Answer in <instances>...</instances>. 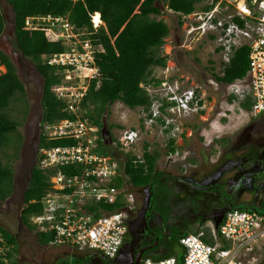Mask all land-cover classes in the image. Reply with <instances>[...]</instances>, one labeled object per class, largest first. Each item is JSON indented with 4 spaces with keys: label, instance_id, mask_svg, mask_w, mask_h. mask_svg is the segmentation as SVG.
I'll return each mask as SVG.
<instances>
[{
    "label": "built area",
    "instance_id": "obj_1",
    "mask_svg": "<svg viewBox=\"0 0 264 264\" xmlns=\"http://www.w3.org/2000/svg\"><path fill=\"white\" fill-rule=\"evenodd\" d=\"M228 8L225 0H219L208 10L195 9L182 15L183 40L186 45L203 36L214 41L223 67L235 48L248 47V69L241 78L246 83V90L239 102L247 99L249 113L255 116L264 111V0H237L233 13L228 12ZM91 22L92 31L75 27L65 15H28L24 20L28 27L46 28L50 40H59L65 46L62 52L41 55V60L54 67L66 81L54 88V95L63 101L62 110L67 116L59 121L45 122L41 132L47 138L71 141L43 150L37 166L49 172V185L40 200L41 212L30 215L28 220L50 236V246L98 252L112 259L127 239V219L134 211L135 195L123 173L125 159L119 161L106 145L108 154L102 153L104 146L99 144V139L104 144V138L96 133L88 116L90 107L84 102L89 83L98 74L94 54L101 50L97 39L91 37L103 25L98 13L91 15ZM160 84L166 82L162 80ZM157 86H145L152 97L149 109L144 110L149 121H158L166 128L169 124L173 126L167 120L171 119L170 112L174 110L184 115L201 111L198 90L181 92L173 82L165 86L160 97L149 91ZM163 106L164 111H161ZM172 129L169 134L174 137ZM137 137L136 128L121 130L117 137L113 136L110 146L124 151L134 145ZM133 155L142 161V151ZM205 228L203 237L211 242L202 239L200 234L180 236L181 264H245L244 258L248 256L247 262H250L249 258L254 259L255 250L264 242V212L230 208L224 212L217 230L212 222L199 226V230ZM13 257L19 261V253L14 252L13 244L0 232V262ZM141 264L177 263L175 256L156 260L146 256Z\"/></svg>",
    "mask_w": 264,
    "mask_h": 264
},
{
    "label": "trees",
    "instance_id": "obj_2",
    "mask_svg": "<svg viewBox=\"0 0 264 264\" xmlns=\"http://www.w3.org/2000/svg\"><path fill=\"white\" fill-rule=\"evenodd\" d=\"M10 7L12 13V37L11 42L21 58L32 64L36 74L42 78L41 82V118L39 121L38 145L36 149L35 162L30 170V177L22 193L24 207L19 213L21 223L30 231L35 232L38 243L48 246L50 236L39 231L29 223V216L40 213L42 196L49 185V172L38 168V160L43 150L50 146L70 143L65 138H47L41 128L45 122H54L64 119L67 115L62 110L63 101L54 95V88L66 83L64 78L55 72L54 67L45 64L41 55L62 52L64 44L59 40L49 39L46 28H32L25 25L24 20L28 15H65L77 28L86 27L92 29L91 15L98 13L103 25H100L92 38H96L101 50L94 54V63L98 74L92 79L84 102L90 107L88 116L96 133L100 135L104 118L108 107L116 101H120L129 109L141 107L147 111L152 102V97L145 86L152 84L157 86L161 79L155 78L152 72L155 68H164L169 59L168 54H163L162 46L169 34V26L162 18V9L166 8L176 14L177 24H181V16L187 15L195 9L208 10L219 0H4ZM224 3V1L222 2ZM7 18L3 12L0 2V35L4 32ZM218 51V48H216ZM0 65L4 71H0V154L6 155L4 145L9 142L8 134L18 127V122L11 119L6 112L10 102L18 96H25V87L17 74L15 64L10 57L0 50ZM248 69V47L239 46L233 50L228 63L218 74L212 73L215 81L224 84H231L237 79L245 76ZM201 103V101L199 102ZM240 107L249 109V101L245 99L239 102ZM164 111V106L161 107ZM200 113L202 112L199 111ZM163 124L164 122L159 119ZM111 130L114 124H108ZM169 124L163 132L169 134L172 129ZM103 154H108L105 144L99 139ZM168 151L174 153L175 138L168 136ZM10 156L11 153H7ZM12 158L8 157L5 162L0 161V203L4 202L13 190V169ZM16 158V156H15ZM142 161H138L135 155L128 153L122 164L124 176L128 178L131 187L141 189L149 184L151 187L159 183L156 178L159 175L156 170V161L159 158L157 151H150L148 145L144 144L141 155ZM7 164V165H6ZM67 171L66 168H62ZM118 179V184H120ZM243 208L246 207H235ZM258 210V209H257ZM263 212L261 210H258ZM5 237L13 244L14 252L16 237L0 228ZM191 233L184 231L175 238V246L180 251L171 249L163 256L151 257L160 259L169 256L176 257V263L181 264L183 251L179 245V238L182 235ZM207 242L210 239L203 237ZM0 264H20L16 257Z\"/></svg>",
    "mask_w": 264,
    "mask_h": 264
},
{
    "label": "rangeland",
    "instance_id": "obj_3",
    "mask_svg": "<svg viewBox=\"0 0 264 264\" xmlns=\"http://www.w3.org/2000/svg\"><path fill=\"white\" fill-rule=\"evenodd\" d=\"M225 1L229 5L228 12L233 13L237 0ZM0 2L7 18L5 30L0 35V50L6 53L15 64L17 74L25 87V96H18L10 102L6 109V112L11 116L10 118L18 122V127L8 134L9 142L3 147L6 155L0 154V161L2 162L7 161L8 157H13L11 161L13 190L12 194L0 203V228L7 230L8 233L16 237L15 246L19 253L20 264H55L57 260L66 258L62 248L67 246L41 245L37 241L35 232L30 231L19 219V213L24 207L22 193L29 179L30 167L35 162L34 138L37 123L41 118L42 78L36 74L32 64L21 58L16 52L11 42L13 28L11 9L4 0ZM157 18L164 19L169 26V34L162 46L163 54H168L169 59L165 68L153 70V75L162 78L166 84L150 88L149 91L151 94L161 97L166 89L165 86L173 82L176 83L181 92L189 89L198 90L202 102V107L199 110L202 112H190L184 115L182 112H176L172 109L174 111L170 112L172 114L171 119L167 122L173 124L172 134L175 138L176 149L174 153L169 152L166 145L167 138L171 134L164 133V126L158 121H149L141 107L129 109L120 101H116L108 107L104 122L106 127L108 124H114L111 132L116 137L121 130L138 129L137 140L131 148L120 151L109 145V151H112L119 161H123L128 153L139 155L143 145L147 144L150 151L155 150L159 154L155 165L156 170L165 173L181 171L184 169L183 165L187 164L198 166L200 162L195 157L194 152L196 150L199 155L203 153L205 159H207L208 154L211 155V159H215L221 151L219 145L221 136L230 138V136L237 135L247 125L251 114L249 109L245 110L239 105V98L246 90L245 81L241 79L231 84H224L215 81L212 75V73L218 74L222 67V57L216 51L215 42L203 36L200 40L186 45L183 40V22L180 25L177 24L178 17L176 14L164 8ZM0 71H4L2 65H0ZM7 153H11L10 156ZM202 164L203 162L200 164V170L206 168ZM210 168L211 166H209ZM160 186L159 184L158 189ZM130 188L135 192L137 205L140 206L145 197V192L142 188L136 189L131 186ZM216 201L214 198L210 199L202 195L185 196L182 200L184 207L182 206L181 217H171L168 213H161L163 210H160L161 214L160 216L156 215V219L165 230L173 233L177 230L190 231L193 234L204 236L207 231L206 228L199 230L198 225L206 217H210ZM188 209L193 210L190 214L198 217L189 219ZM151 222L153 225L156 224L154 217H152ZM171 246L172 249L174 247V250L180 251L178 245ZM263 251L264 242L255 250L254 259L249 258L251 260L247 262V256L244 258V263L259 264ZM58 264H89V261L79 262L69 258L62 263L58 262Z\"/></svg>",
    "mask_w": 264,
    "mask_h": 264
},
{
    "label": "flooded vegetation",
    "instance_id": "obj_4",
    "mask_svg": "<svg viewBox=\"0 0 264 264\" xmlns=\"http://www.w3.org/2000/svg\"><path fill=\"white\" fill-rule=\"evenodd\" d=\"M39 131L38 121L34 138V159ZM111 136L113 139L112 132ZM219 143L221 151L215 159H211L210 154L205 159L203 153L199 155L197 150L194 152L198 162L200 164L203 162L202 165L206 167L203 170H200V164L197 166L185 163L187 165H183L184 169L181 171L165 173L158 171L156 182L161 186L159 189L156 185L151 187L150 204L146 213L147 229L139 237L133 249L135 254L139 249L145 248L141 260L146 256L166 255L171 251V245L175 246L176 236L184 231L177 230L173 233L165 230L161 224H158L156 215L168 213L171 217H181L182 200L185 196L202 195L217 200L210 214L213 219H218L226 210L234 207L261 209L264 212V111L257 116L250 115L244 129L230 138L221 136ZM110 152L114 155L112 151ZM193 166L195 168H192ZM219 171L221 173H218ZM160 210L163 212L160 213ZM192 211L188 209V218H197L198 216L190 214ZM152 217L155 218V225L151 222ZM62 249L66 258L57 260L55 264L69 258L79 262L89 261V264L126 263H114L98 252L80 251L72 247ZM259 264H264V251Z\"/></svg>",
    "mask_w": 264,
    "mask_h": 264
},
{
    "label": "water",
    "instance_id": "obj_5",
    "mask_svg": "<svg viewBox=\"0 0 264 264\" xmlns=\"http://www.w3.org/2000/svg\"><path fill=\"white\" fill-rule=\"evenodd\" d=\"M100 133L102 137H104V143L106 145L112 142L111 131L107 129L105 123L100 129ZM30 170H29V177H30ZM142 189L145 192V197L143 198L142 204L138 206L135 196L134 211L132 212L131 216L127 219L128 239L123 242L117 255L114 258L110 259L114 263L126 262L125 264H141L140 261L141 254L145 248L139 249L135 254L133 249L139 237L147 229L146 213L150 204L151 184L143 187ZM133 193L135 195L134 191ZM222 216L223 214H221V216L218 219H213V218L211 219V222L213 223L215 230H217L218 224L220 223Z\"/></svg>",
    "mask_w": 264,
    "mask_h": 264
},
{
    "label": "crops",
    "instance_id": "obj_6",
    "mask_svg": "<svg viewBox=\"0 0 264 264\" xmlns=\"http://www.w3.org/2000/svg\"><path fill=\"white\" fill-rule=\"evenodd\" d=\"M222 68H223V66L221 67V69H222ZM221 69H220V70H221ZM110 131H111V130H110ZM104 144H105V143H104ZM105 145H106V144H105ZM108 145H109V144H108ZM108 145H106V147H107ZM107 149H108V147H107ZM108 150H109V149H108ZM211 219H212V217H208V218L206 217L205 220H204L201 224L198 225V229H199V226L202 225V224L204 225V224H209V222L211 223ZM148 257H150V256H148Z\"/></svg>",
    "mask_w": 264,
    "mask_h": 264
},
{
    "label": "bare ground",
    "instance_id": "obj_7",
    "mask_svg": "<svg viewBox=\"0 0 264 264\" xmlns=\"http://www.w3.org/2000/svg\"><path fill=\"white\" fill-rule=\"evenodd\" d=\"M95 20L97 21V17H95Z\"/></svg>",
    "mask_w": 264,
    "mask_h": 264
}]
</instances>
